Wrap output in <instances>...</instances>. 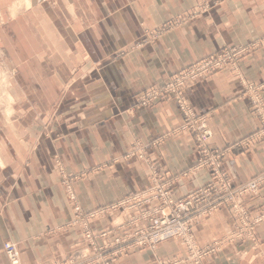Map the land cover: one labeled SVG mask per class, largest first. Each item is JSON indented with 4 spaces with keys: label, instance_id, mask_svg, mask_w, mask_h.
I'll use <instances>...</instances> for the list:
<instances>
[{
    "label": "crops",
    "instance_id": "crops-1",
    "mask_svg": "<svg viewBox=\"0 0 264 264\" xmlns=\"http://www.w3.org/2000/svg\"><path fill=\"white\" fill-rule=\"evenodd\" d=\"M200 2L0 0V56L9 73V99L0 100V264H8L6 242L17 244L22 264L62 263L86 246L81 229L65 228L74 209L57 163L68 173L89 171L74 185L86 213L147 189L150 162L168 179L193 168L199 156L188 135L147 148L149 161L128 158L136 145L149 147L181 123L175 102L140 108L136 96L224 47L253 46L239 64L240 77L226 68L188 89L187 98L198 115H209L214 148L258 131L242 95L243 83H264V0H205L212 6L207 13L148 41ZM223 170L236 186L264 174V139L237 150ZM209 180L207 171L196 172L173 186V197L181 199ZM261 201L264 187L252 203ZM125 214L92 224L100 247L138 229L128 225L110 234L128 224ZM234 229L230 210L221 208L194 232L205 247ZM183 255L181 244L170 241L154 251H126L114 264H161ZM204 264H264V222Z\"/></svg>",
    "mask_w": 264,
    "mask_h": 264
},
{
    "label": "built area",
    "instance_id": "built-area-1",
    "mask_svg": "<svg viewBox=\"0 0 264 264\" xmlns=\"http://www.w3.org/2000/svg\"><path fill=\"white\" fill-rule=\"evenodd\" d=\"M209 8L210 6L205 4L194 15L205 13ZM243 53L244 50L238 48L224 49L171 76L163 87L142 97L144 105L163 96L174 97L177 100L184 118V124L177 134L188 132L193 136L199 152V162L195 171L208 170L212 175V180L189 195L175 199L172 186L180 178L168 181L153 165L152 184L148 189L134 194L112 208L90 214H85L77 206L74 207L76 213L67 227H80L83 230L86 246L74 252L66 261L57 264H114L115 260L123 256L126 251L156 250L159 245L170 241H180L188 251V258L186 260L174 258L169 263L161 264H203L206 258L221 252L227 243L242 239L246 234L252 235L254 229L264 222V205L259 211L251 212L245 201V198H254L260 193L264 185V175L257 177L247 185L234 187L228 175L222 170L223 160L233 154L235 149L250 147L264 139V100L262 97L264 84L256 86L243 83L252 114L260 123L259 131L250 138L237 143L235 147L223 150H213L211 147L213 133L207 118L195 115L188 99L183 94L189 86H193L199 80L226 67L237 69L239 58ZM121 208L127 209L126 213L133 212L134 215L130 223L120 225L119 229L112 233L128 225H134L138 229L123 238L116 239L112 244L100 247L96 243L90 222L104 218L108 213ZM221 208H231L238 223L239 232L224 241H217L209 247L202 248L195 240L194 229L202 219ZM62 229L63 227L60 230ZM4 252L8 264H22L17 244L4 243Z\"/></svg>",
    "mask_w": 264,
    "mask_h": 264
},
{
    "label": "rangeland",
    "instance_id": "rangeland-1",
    "mask_svg": "<svg viewBox=\"0 0 264 264\" xmlns=\"http://www.w3.org/2000/svg\"><path fill=\"white\" fill-rule=\"evenodd\" d=\"M205 4H207L206 2H205V0H201V2H200V5L196 8V9H194V11H191V12H189L188 14H186V15H183L182 17H179L178 19H173V20H171V21H169L168 23H166L163 27H161V29H159L158 31H155V32H152V33H150V37H148V41H150V42H152V41H154V40H156V38L157 37H159L160 35H162L163 33H165V32H167L168 30H171V29H173V28H176V27H179L181 24H183V23H186L187 21H189L190 19H192L194 16H196V15H201V14H196V15H194V13L195 12H197L203 5H205ZM208 6H210V9L212 8V6L211 5H209V4H207ZM209 10V9H208ZM208 10L205 12V13H207L208 12ZM202 14H204V13H202ZM190 15H193L192 17H190ZM187 17H190L189 19H186ZM180 19V20H179ZM182 19H186L185 21H181ZM172 27V28H171ZM146 42H148L147 40H145ZM145 41H141L140 43H138V46H143V44H144V42ZM256 46V45H255ZM255 46H254V48H255ZM251 48H253V46H251V47H238V49H241V50H244V53L241 55V57L239 58V61H238V65H237V69H232V68H230V67H226L227 69H230L232 72H234L235 74H237L238 75V78L240 77L239 76V73H238V71H239V64H240V62H241V60H242V58H243V56L251 49ZM224 49H232L231 47H224V48H222V49H220L219 51H217L216 53H214V54H211V55H209V56H207V57H205V58H203V59H200L199 61H202V60H204V59H207L208 57H210V56H212V55H216L217 53H219V52H221L222 50H224ZM199 61H197V62H195V63H193L192 65H190V66H193V65H195L196 63H198ZM189 66V67H190ZM189 67H186L185 69H187V68H189ZM225 68V69H226ZM6 69V66H5V60H4V57L1 55L0 56V90H1V93H0V100L2 101V97H6V99H9L7 96L9 95V92H8V90L6 89V87H7V82H6V79H7V75L9 74L8 72H5L4 70ZM182 70H184V69H182ZM181 70V71H182ZM224 70V69H223ZM222 71V70H221ZM180 71H178V72H176V73H174V74H171L168 78H167V80L164 82V84L163 85H161V86H159V87H150V88H148V89H146L145 91H143V92H141L140 94H138L137 96H136V107H140V108H147V107H151L155 102H157V101H173V102H175V104L177 105V108H178V112H179V114H180V116H181V123H180V126L175 130V131H172L170 134H168V135H166L165 137H162V138H158V139H156V140H154L152 143H150V145H149V147H140V144H138V145H136L135 147H133V149H132V151H131V153L129 154V156H128V158H139V159H141V160H146V161H149L150 159H146V158H148L147 156H146V153H147V148L148 149H155L156 147V145H160L162 142H163V140H165V139H167L169 136H179V135H188V136H190V138L192 139V141H193V143H194V146H195V148H196V150H197V152H198V149H197V146H196V142L194 141V138H193V136H191L188 132H182V133H180V134H177V131L179 130V128H181L182 127V125L184 124V118H183V114L181 113V111H180V109H179V104H178V102H177V100L174 98V97H168V96H163V97H160L159 99H157V100H155V101H152V102H150V103H147V105H144L143 104V102H142V97L144 96V95H147L148 93H150V92H152V91H155L156 89H159V88H161V87H163L166 83H168V81H169V79H171V76H173V75H175V74H177V73H179ZM220 72V71H219ZM219 72H217V73H219ZM217 73H214V74H212V75H210V76H213V75H215V74H217ZM10 74L12 75V77H14L15 75H16V70L15 69H13L12 71H10ZM210 76H208V77H210ZM207 78V77H206ZM200 81V80H199ZM198 81V82H199ZM197 82V83H198ZM197 83H195L193 86H195ZM244 84H248V83H244ZM264 83H262V84H253V85H256V86H260V85H263ZM193 86H189L187 89H185L184 90V92H183V94L185 95V97L187 98V95H186V91L188 90V89H190V88H192ZM263 93H264V91H263ZM263 93H262V97H263ZM244 98H246V99H248L246 96H245V89L243 88V95H242ZM13 97H14V100H16L17 98H16V96L13 94V92H12V101H14L13 100ZM167 97V98H166ZM188 99V98H187ZM264 100V99H263ZM188 101H189V99H188ZM249 102V101H248ZM1 103V102H0ZM189 103H190V101H189ZM14 104V103H13ZM12 104V105H13ZM250 105V104H249ZM190 106H191V108H192V110H193V112L195 113V115H197V116H199V117H206L207 118V121H208V125H209V127H210V123H209V115H198L196 112H195V110H194V108L192 107V105H191V103H190ZM13 107V106H12ZM250 109H251V106H250ZM12 112H13V108H12ZM251 112L253 113V111H252V109H251ZM254 116V115H253ZM259 122V121H258ZM14 123V121H12V124ZM260 124V123H259ZM210 129H211V127H210ZM260 129V128H259ZM259 129H258V131H259ZM211 131H212V129H211ZM212 133H213V131H212ZM256 133V132H255ZM254 133V134H255ZM253 134V135H254ZM253 135H251V136H253ZM250 136V137H251ZM250 137H248V138H250ZM248 138H246V139H248ZM246 139H243V140H241V141H244V140H246ZM263 140V139H262ZM261 140V141H262ZM241 141H238V142H236V143H234V144H232L230 147H227V148H224V149H228V148H231V147H235V145L237 144V143H239V142H241ZM260 141V142H261ZM211 147L213 148V150H221V149H218V148H214V133H213V138H212V145H211ZM248 147H245V148H237V149H235L234 151H233V154L237 151V150H240V149H247ZM223 150V149H222ZM232 155V154H231ZM230 155V156H231ZM198 156H199V152H198ZM229 156V157H230ZM229 157H227V158H229ZM227 158H225L224 160H223V162H222V170H223V163H224V161L227 159ZM198 162H199V158H198V161H197V163H196V165L193 167V168H191V169H189V170H187V171H185L184 173H182L181 175H179V176H177V177H174L173 179H168L167 178V176H166V174L162 171V170H160L159 169V167H157V170H158V172L159 173H162L164 176H165V179L166 180H168V181H174L175 179H177V178H180V180L179 181H181V180H184V179H186L187 177H189V176H191L192 174H194V173H196V172H199V171H207L208 173H209V175H210V180L205 184V185H207L211 180H212V175H211V173L208 171V170H204V169H200V170H198V171H195V169H196V167H197V165H198ZM149 168H150V170H149V179H150V181H151V184H152V178H151V175H152V166L154 165L152 162H150L149 164ZM57 167H58V170H59V173H60V175H61V179H62V185H63V187H64V189H65V191H66V195H67V197H68V199H69V201H70V204H71V206H73V209H74V207H79L85 214H90V213H93V212H95V211H99V210H103V209H109V208H112L113 206H115V205H117V204H119V203H121L122 201H125L126 199H128L127 197L125 198V199H123V200H120V201H118V202H115V203H112V204H108V205H105V206H103V207H100V208H98V209H96V210H93V211H91V212H88V213H86L83 209H82V207L80 206V204H79V201H78V198H77V196H76V194H75V191H74V185L78 182V181H80V180H82L85 176H88L89 175V171H86L85 173H79V174H74V173H68V172H66L64 169H63V167L61 166V164L60 163H57ZM98 169V168H97ZM99 171H100V169H98ZM223 172H225L224 170H223ZM226 173V172H225ZM227 174V173H226ZM228 175V174H227ZM261 175H264V174H261ZM260 175V176H261ZM228 177H229V179H230V181H231V184L234 186V187H242V186H244V185H247L248 183H250L251 181H253L254 179H256V178H254V179H252L251 181H249L248 183H246V184H244V185H242V186H236L233 182H232V180H231V178H230V176L228 175ZM259 177V176H258ZM178 181V182H179ZM177 182V183H178ZM176 184V183H175ZM174 184V185H175ZM173 185V186H174ZM205 185H203V186H205ZM151 186V185H150ZM149 186V187H150ZM173 186H172V191H173ZM203 186H201V187H203ZM148 187V188H149ZM201 187H199V188H201ZM263 187H264V185H263ZM147 188V189H148ZM198 188V189H199ZM262 189V188H261ZM261 189H260V191H261ZM146 190V189H145ZM197 189H195L194 191H196ZM142 191H144V190H142ZM194 191H192V192H194ZM141 192V191H140ZM191 192V193H192ZM190 194V193H189ZM134 195V194H133ZM133 195H131V196H133ZM130 196V197H131ZM252 199L253 198H249V197H247V198H245V201H246V203H247V205H248V208H249V210L251 211V212H256V211H259L260 210V208H261V206H263L264 205V202L263 201H261V202H254V203H252ZM229 210H230V212H231V215H232V218H233V220H234V223H235V229L230 233V234H228L227 236H225V237H223V238H221V239H218L217 241H224V240H226V239H228V237H230L231 235H233V234H236V233H238L239 232V230H238V223H237V221H236V219L234 218V215L232 214V211H231V208H228ZM125 210H127V209H125ZM124 209H118V210H116V211H112V212H110V213H108L104 218H100V219H98V220H95V221H91L90 222V227H91V229H92V224L93 223H95V222H100V221H102L103 219H105V218H107L109 215H111V214H114V213H120V215L121 214H125L126 213V211H125ZM73 213H74V215H75V209L73 210ZM127 217H128V223H130V220H131V217L134 215V213L133 212H130V213H126L125 214ZM73 218H74V216H73ZM73 219H71L66 225H65V228L67 229H71V228H73V227H67L69 224H70V222L72 221ZM122 225V224H121ZM198 225V224H197ZM196 225V226H197ZM119 227H120V225L119 226H116V227H114L113 228V231H115L116 229H119ZM258 227V226H257ZM62 227H59V229H57L56 230V232L57 231H60V229H61ZM75 228V227H74ZM77 228H79V229H81L80 227H77ZM256 229V228H255ZM254 229V230H255ZM195 230V229H194ZM81 231H82V234H83V230L81 229ZM93 232V231H92ZM254 232V231H253ZM110 233H112V231L110 232ZM113 234V233H112ZM253 234V233H252ZM94 235V234H93ZM105 235V234H104ZM104 235H102V237L104 236ZM193 235H194V237H195V232L193 233ZM95 236V235H94ZM107 235H105V237H106ZM252 235H250L249 236V234H246V235H244V238H242V239H236L234 242H231V243H227L224 247H223V249L226 247V246H228V245H230V244H233V243H236V241H240V240H243V239H245V238H250ZM83 237H84V235H83ZM96 237V236H95ZM117 239H119V238H117ZM195 240H196V237H195ZM217 241H215V242H217ZM177 242H179L180 244H181V242L180 241H177ZM197 242V241H196ZM215 242H213L212 244H214ZM84 243H85V245H86V241H85V239H84ZM96 243H97V237H96ZM198 244V243H197ZM212 244H210V245H208V246H205V247H209V246H211ZM98 245V244H97ZM109 245V244H108ZM181 246H182V248L184 249V255L183 256H175V257H173V258H171V259H168L167 261H164L163 263H169V262H171V260H173L174 258L175 259H183V260H186L187 258H188V251H187V249L185 248V246L183 245V244H181ZM200 246V245H199ZM205 247H202V248H205ZM158 248V247H157ZM222 249V250H223ZM154 251V250H153ZM218 253H216L215 255H217ZM73 255V254H72ZM71 255V256H72ZM215 255H212V256H210V257H208V258H206L205 260H204V262H203V264L205 263V261L207 260V259H209V258H211V257H213V256H215ZM70 256V257H71ZM69 257V258H70ZM68 258V259H69ZM21 263H22V260H21ZM185 264H191V263H185Z\"/></svg>",
    "mask_w": 264,
    "mask_h": 264
}]
</instances>
